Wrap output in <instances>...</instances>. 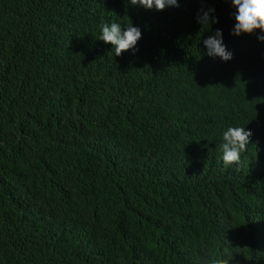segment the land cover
Listing matches in <instances>:
<instances>
[{
	"label": "trees",
	"instance_id": "16d2710c",
	"mask_svg": "<svg viewBox=\"0 0 264 264\" xmlns=\"http://www.w3.org/2000/svg\"><path fill=\"white\" fill-rule=\"evenodd\" d=\"M178 4L0 0V264H264L262 33L233 35L231 0ZM123 5L142 37L116 56Z\"/></svg>",
	"mask_w": 264,
	"mask_h": 264
},
{
	"label": "clouds",
	"instance_id": "9594fccd",
	"mask_svg": "<svg viewBox=\"0 0 264 264\" xmlns=\"http://www.w3.org/2000/svg\"><path fill=\"white\" fill-rule=\"evenodd\" d=\"M231 3L236 9L233 35L252 34L259 30L262 34L257 39L261 42L253 45H256L264 55V0H231ZM131 4L157 11H163L168 7H179L178 0H131ZM124 9V5L116 9V13L121 15L120 23L103 24L102 34L99 37V40L111 44L115 48L116 56L134 49L142 37L141 24L137 23V27H135L130 23L122 28L121 24L125 20L122 19ZM209 20V12H204L198 22L207 25ZM211 22H216L215 18H212ZM204 45L207 48V55L210 57H219L224 62L233 58V53L223 43L221 30H217L214 36L206 39ZM252 135L250 129L245 130V127L239 126L229 127L223 132L224 142L221 145V151L225 166L239 163L241 152L251 144ZM214 264H229V261L226 258L218 257L214 260Z\"/></svg>",
	"mask_w": 264,
	"mask_h": 264
}]
</instances>
